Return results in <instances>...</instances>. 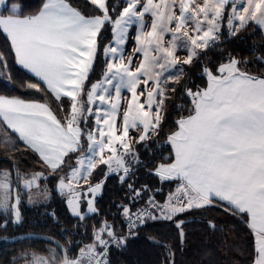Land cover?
Instances as JSON below:
<instances>
[{"label": "snow or ice", "instance_id": "6c2138e0", "mask_svg": "<svg viewBox=\"0 0 264 264\" xmlns=\"http://www.w3.org/2000/svg\"><path fill=\"white\" fill-rule=\"evenodd\" d=\"M90 2L100 14L86 16L70 0H43L38 12L25 15L21 5L9 7L0 0L7 13L0 12V32L10 41L15 63L46 86L27 87L51 94L58 110H64L63 98L69 102L61 120L47 103L0 94V147L11 150L19 183L14 188L12 172L0 171V213L6 217L0 229L20 223L21 187L32 202L31 189L60 173L55 190L71 214L81 221L97 214L96 197L107 177L117 175L126 183L143 163L138 146L151 152L157 143L167 102L188 75L184 66L206 58L225 35L235 37L252 23L264 28V0H125L115 17L108 0ZM133 25L136 47L126 55ZM106 26L112 39L103 46L104 70L85 92ZM180 51L186 52L184 58ZM136 54L142 57L138 64ZM241 63L229 54L215 70L203 64L205 86L183 87L182 95L190 101L187 115L175 121V130L166 137L169 156L149 170L161 183L177 182L163 203L156 200L160 189L151 193L147 185L136 188L129 183V202L117 205L127 234H118L105 219L93 226L91 242L79 247L77 255L50 248L48 255L33 252L25 264H110L111 247L126 246L149 220L174 221L183 243L185 221L176 218L210 206L242 218L255 237L251 264H264V75L242 70ZM0 67H8L4 53ZM175 108L183 112L185 104ZM21 143L48 175L34 172L26 177L20 172L15 152ZM101 165L106 168L104 179L92 184V174ZM42 191L49 194L47 186ZM145 193H151L146 200ZM141 200L143 205L136 207ZM208 223L215 230L216 225ZM8 239L15 238L0 237Z\"/></svg>", "mask_w": 264, "mask_h": 264}, {"label": "trees", "instance_id": "16d2710c", "mask_svg": "<svg viewBox=\"0 0 264 264\" xmlns=\"http://www.w3.org/2000/svg\"><path fill=\"white\" fill-rule=\"evenodd\" d=\"M6 3L9 7L13 3L21 5L23 13L27 15L38 12L43 0H6ZM70 3L86 16L100 14L90 0H70ZM109 6L111 10L115 8L114 13L110 10L111 15L115 17L124 6V0H109ZM1 12L7 14L3 9ZM111 39L110 28L106 26L98 38L100 51L97 53L93 71L86 82L85 92L91 83L101 77L104 70L103 46ZM0 53H4L8 64L6 69L0 67L4 73L0 76V94L47 103L61 119L63 111L58 110V102L51 94L27 87L29 83H39L42 89L46 86L33 74L15 63L10 41L2 32H0ZM229 54L242 62L240 64L242 70L254 75H264V34L261 28L252 23L250 27L239 32L235 37L225 35L218 47L207 52L206 58L196 62L194 66H187L188 75L182 79L181 85L177 86V94L167 102L162 133L155 138L157 143L152 144L151 152H145L142 147L138 146L143 163L135 169V175L131 176L126 183H121L117 175L107 177L103 192L97 198V214H92L83 221L74 217L68 210L65 198L55 190V184L61 173L50 175L47 182L52 192L51 200L32 207L24 206L20 223L9 222L6 229H0V237L30 232L42 233L62 241L69 250L68 254L73 255L83 244L91 242L93 226L99 227L102 220L107 219L110 223H114L117 233L124 234L125 221L118 214L117 205L129 202L126 198L129 183L134 184L136 188L147 185L151 193H156V190L160 189L156 193V199L161 203L170 191L175 190L177 182L161 183L158 177L149 174V170L164 162L162 156H169L171 146L165 142L166 137L175 130V121L181 115H187L190 101L183 97V87L195 90L197 86H205L206 78L201 73L202 65L208 64L215 70L221 62L227 61ZM9 76L11 79L8 78ZM181 103L185 104L183 112L175 108V105ZM10 154H12L10 149L0 147V169H10L15 175L12 167L14 161L9 159ZM15 156L16 167L21 173H32L39 170L48 172L34 153L24 150L22 143L19 150L15 152ZM105 171L106 168L101 165L93 172L91 182L102 180ZM151 193H145L144 200ZM144 200L136 204V207H141ZM5 218L3 213H0V223H3ZM176 219L185 221L183 243L174 221L149 220L136 229L135 234L127 240L126 246L111 247L110 264H251L255 237L241 217L232 215L223 207L210 206L192 209ZM209 221L216 225L215 230L209 227ZM50 248H55L62 254L54 242L38 237L20 238L15 241L0 240V264H25V260L33 252L48 255ZM169 251L172 253L171 257H169Z\"/></svg>", "mask_w": 264, "mask_h": 264}, {"label": "rangeland", "instance_id": "374dc122", "mask_svg": "<svg viewBox=\"0 0 264 264\" xmlns=\"http://www.w3.org/2000/svg\"><path fill=\"white\" fill-rule=\"evenodd\" d=\"M124 5H125V0H124ZM108 7H109V9H110V6H109V0H108ZM123 8V7H122ZM3 9V7L2 6H0V11ZM111 10V9H110ZM122 10V9H121ZM120 10V11H121ZM111 14V13H110ZM146 20H148V23L150 24V18H148L147 16H146ZM259 26V25H258ZM260 27V26H259ZM261 28V27H260ZM261 30L263 31V34H264V28H261ZM135 34H136V26L135 25H133L132 26V29L130 30V33H129V38H128V41H127V43H126V46H125V48H126V55H128V54H131L132 53V50L136 47V44H135V39H134V37H135ZM170 37L169 36H166L165 37V39L167 40V39H169ZM178 55L181 57V58H184L185 56H186V52H184V51H180V52H178ZM142 57H141V54H136V56H135V58H134V64H138L139 63V60L141 59ZM187 66L188 65H185L184 67H185V70H186V68H187ZM0 72H2L1 70H0ZM3 73V72H2ZM4 74V73H3ZM2 74V75H3ZM1 76V75H0ZM99 80V79H98ZM97 81V80H96ZM95 82V81H94ZM91 86V85H90ZM90 86L88 87V88H90ZM87 91V90H86ZM124 95L125 96H127V95H129L126 91L124 92ZM82 99H84V100H86V95L84 96V97H82ZM63 106H64V110H63V112H62V118H61V120H63V118L65 117V115H66V111H67V109H68V107H69V102H68V99L67 98H63ZM55 114V113H54ZM56 115V114H55ZM57 116V115H56ZM57 118L58 119H60L58 116H57ZM133 135H136V133L135 132H133L132 133ZM73 163H74V158H73ZM3 170H9L10 172H12L10 169H7V168H1L0 169V171H3ZM36 172H44V171H41V170H39V171H36ZM32 173H34V172H32ZM32 173H22L24 176H30ZM45 173V175H48V173H49V170H48V172H44ZM63 173H61L60 175H62ZM12 179H13V181H14V185H13V187L15 188V187H18L19 186V183L18 182H16V177H15V175L13 174V172H12ZM103 179H104V177H103ZM102 179V180H103ZM101 181V180H100ZM90 182H91V180H90ZM97 182H99V181H97ZM97 182H91L92 184H95V183H97ZM56 184H57V182H56ZM56 184H55V189H56ZM45 186H47V188H48V191H49V194L46 196L44 193H43V188L45 187ZM85 187H87V185H85ZM103 188H104V186H103ZM103 188H102V191H101V193L96 197V207H97V198L102 194V192H103ZM31 196H32V202H29V192H26V191H23V189H22V187H21V204H20V206H19V208H20V212H21V220H22V218H23V214H22V210H23V207L24 206H28V207H32V206H36V205H39V204H43V203H45V202H48L49 200H51V198H52V192H51V190H50V188H49V185H48V182L47 181H44V180H41L40 181V187L39 188H33V189H31ZM163 203V202H162ZM68 210H69V208H68ZM82 210H86V204H82ZM69 212H70V210H69ZM71 213V212H70ZM92 215V214H91ZM9 218H11V219H14V217H12V216H9ZM77 253H78V251L76 252V253H74L73 255H71V256H75V255H77Z\"/></svg>", "mask_w": 264, "mask_h": 264}, {"label": "water", "instance_id": "95a60500", "mask_svg": "<svg viewBox=\"0 0 264 264\" xmlns=\"http://www.w3.org/2000/svg\"><path fill=\"white\" fill-rule=\"evenodd\" d=\"M9 237H14L15 238V239H9L10 241H15V240L20 239V238H30V237H38V238L46 239V240L54 242L59 247V249L61 250L62 254H63V249H68L64 245V243L62 241H60L59 239H57V238H55L53 236H50V235L42 234V233H33V232L20 233V234H17V235H14V236H9Z\"/></svg>", "mask_w": 264, "mask_h": 264}, {"label": "built area", "instance_id": "2783aa9c", "mask_svg": "<svg viewBox=\"0 0 264 264\" xmlns=\"http://www.w3.org/2000/svg\"><path fill=\"white\" fill-rule=\"evenodd\" d=\"M157 200V199H156ZM158 201V200H157ZM159 202V201H158ZM161 203V202H160ZM127 231H128V229H127V224H126V221H125V233L124 234H127ZM136 231V230H135ZM108 260H109V256H108Z\"/></svg>", "mask_w": 264, "mask_h": 264}, {"label": "crops", "instance_id": "0c3cea01", "mask_svg": "<svg viewBox=\"0 0 264 264\" xmlns=\"http://www.w3.org/2000/svg\"><path fill=\"white\" fill-rule=\"evenodd\" d=\"M1 12V11H0Z\"/></svg>", "mask_w": 264, "mask_h": 264}]
</instances>
